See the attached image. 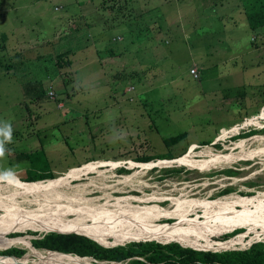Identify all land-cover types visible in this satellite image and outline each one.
Listing matches in <instances>:
<instances>
[{
    "label": "rangeland",
    "instance_id": "obj_1",
    "mask_svg": "<svg viewBox=\"0 0 264 264\" xmlns=\"http://www.w3.org/2000/svg\"><path fill=\"white\" fill-rule=\"evenodd\" d=\"M128 1L116 7L121 6L126 21H131L133 35L125 21L115 27L113 18L98 20L104 13L107 18L115 16L111 0H0V126L9 123L12 127L11 142L5 143V154L0 157V173L11 170L22 182L26 177L54 174L46 182L97 167L71 184L82 186L79 192L86 199L99 198V204H104L111 197L112 203L120 198L155 197L160 200L155 204L170 210L175 209L173 200L211 202L264 192V155L207 170L159 163L175 162L192 152L194 160L203 161L210 155H246L264 148V140L255 139L264 137V28L249 26L244 2L252 0H241L244 12L238 10L239 0H217L213 8L203 1L200 11L198 0H168L174 8L168 6L172 16L168 21L160 20L155 10L162 0ZM184 5L199 13L185 17ZM148 9L152 13H145ZM87 25L99 33H89ZM26 41L28 48L21 58L27 66L24 72V63L6 51L8 45L16 47ZM59 54L67 55L62 68ZM193 70L198 71V79ZM34 96L37 99L32 100ZM177 136L182 139L173 145L171 139ZM241 142H245L243 147ZM163 155L173 159H154L150 162L155 166L148 169L129 168L130 162L141 163L137 161L141 157ZM228 171H234L232 176ZM228 189L231 193H224ZM63 191L72 194L74 190ZM17 202L23 208L36 207L24 198ZM7 214L0 212V221ZM197 214L177 224L207 220L201 217L204 213ZM173 221L162 223L168 226ZM77 232L105 238L118 233ZM246 232L240 228L209 239L226 241ZM13 233L9 238L27 234L33 245L30 236L39 238L47 232ZM162 241L200 252H239L264 242V230L252 231L243 244L219 251L174 242L182 239ZM14 249L27 253L16 246L0 250V256ZM132 260L102 263L129 264Z\"/></svg>",
    "mask_w": 264,
    "mask_h": 264
},
{
    "label": "bare ground",
    "instance_id": "obj_2",
    "mask_svg": "<svg viewBox=\"0 0 264 264\" xmlns=\"http://www.w3.org/2000/svg\"><path fill=\"white\" fill-rule=\"evenodd\" d=\"M255 139L263 141L264 137H255ZM244 144L245 142H241L240 147H243ZM192 153L181 157L175 162H162L164 160H161L159 163H180L192 168L207 170L223 163L233 164L244 158L253 159L257 156H263L264 148L246 155H235L233 153L210 155L208 159L203 161L194 160L191 157ZM111 164L114 167L117 166L113 163L107 165ZM130 164L129 168L131 169L136 167L148 169L155 166V162L149 164L130 162ZM98 169L97 167L88 170L83 169L72 175L67 174L66 177L61 179L57 178L37 183L22 182L16 175H12L7 179H0V212L8 213L0 221V250L5 251L16 246H22L27 250V253L19 260L0 256V264H95L90 258H80L54 251L48 252V250H43L45 252L40 251L28 242L29 240L24 234L9 238V234L19 230H35L43 231V233L52 231L79 233L77 231H84L98 235H109L118 231L129 237L149 235L166 241L173 239H182L187 242L201 240L208 245H211L210 243L213 241L209 239V236H216L214 234L229 233L240 228L249 231L264 230V192H259L252 197L227 196L211 202L188 201L185 199L173 200L175 203V209L173 210L155 204L160 201L155 197L146 199L149 203L148 206L137 205V203H143L146 200L136 197L115 199L113 203L110 201L113 200L111 197L108 202L99 204V198L86 199L79 192L82 186L73 187L71 185ZM63 189L74 191L72 194H67ZM21 198H24L25 203L35 205V209L23 208L22 204L17 202ZM197 212L204 213L201 217L207 219L206 222L189 225L177 224L179 223L177 222L168 226L162 223V220L169 219L186 220L190 216L198 215ZM8 218H11V220L6 221L5 219ZM209 221L215 223H208ZM81 234L91 236L86 233ZM32 258L33 260L30 262L29 259Z\"/></svg>",
    "mask_w": 264,
    "mask_h": 264
},
{
    "label": "trees",
    "instance_id": "obj_3",
    "mask_svg": "<svg viewBox=\"0 0 264 264\" xmlns=\"http://www.w3.org/2000/svg\"><path fill=\"white\" fill-rule=\"evenodd\" d=\"M43 1V0H36ZM115 2V4L111 7L113 11H115V16L119 19L115 20L116 25L123 21L126 22V25L130 29V33L133 35L131 29V21H126L127 15H125L121 6H126L129 4L128 0H111ZM122 3L123 5L116 7V4ZM128 3V4H127ZM245 12L248 18L249 26L252 30H258L264 28V0H252L251 3L248 1L246 4L244 2ZM120 14H123L122 17H119ZM123 20V21H122ZM119 23V24H120ZM142 32V30L140 31ZM131 35V36H132ZM70 53V52H69ZM65 54H59L58 63H60V67L62 68V62L64 61ZM67 64L71 65L72 63L69 61ZM44 89H42L43 91ZM45 91V90H44ZM29 95V94H28ZM46 96V94H45ZM37 99L36 96L32 97V100ZM182 137H175L171 139L172 144H176L178 140H181ZM168 144V139L165 140ZM154 159H173L172 155H163L156 158L152 157H141L137 159V161L141 163H149ZM121 172H127L125 169H121ZM170 172H180L178 169H171ZM234 171H228L227 174L231 175ZM54 174H38L33 177H26L25 182H38L48 179H53ZM232 189H228L224 191V193H231ZM200 221V218H198ZM206 222V221H205ZM173 223H177V221H173ZM171 223V224H173ZM203 223V222H201ZM170 224V223H169ZM192 224V223H191ZM34 232H39L35 230H31ZM233 231V230H232ZM231 231V232H232ZM238 232V231H237ZM27 233V232H26ZM40 233V232H39ZM63 233H71V232H63ZM230 233V232H229ZM252 233V231L246 232L243 236L240 234L238 237L230 238L226 241H212L213 245H208L207 243H203L200 246L191 245L185 241H174L178 242L182 245L193 247V248H202V249H211L215 251H219L222 249H229L236 245H240L244 243L245 238ZM255 233V232H254ZM79 234V235H77ZM87 234V233H86ZM227 233H219L214 234L217 236H221ZM27 234H24L26 236ZM79 233L71 234V235H62L57 233H50L46 235L43 239H37L33 241V246L38 250H48L54 251L63 254H72L81 258H92L96 260L99 264L105 261H116L122 262L128 259H133L129 264H264V242L253 245V247L246 251H226L222 253H214V252H200L194 251L192 249H184L177 243H172L163 245L161 243H166L165 241L158 240V242H145V241H155L149 240V238H130L128 236H124L121 233H116L109 238L100 237L97 235L87 236ZM242 236V237H241ZM261 236V235H260ZM32 238V236H30ZM102 243L106 247H112L116 245H125L131 242H145V243H131L126 246H118L114 248H106L95 242ZM241 237V238H239ZM229 247V248H227ZM25 251L22 250H11L4 252V255H14V256H4L11 258L13 260H19L24 255ZM3 256V255H2ZM137 258H142L145 261H142Z\"/></svg>",
    "mask_w": 264,
    "mask_h": 264
},
{
    "label": "crops",
    "instance_id": "obj_4",
    "mask_svg": "<svg viewBox=\"0 0 264 264\" xmlns=\"http://www.w3.org/2000/svg\"><path fill=\"white\" fill-rule=\"evenodd\" d=\"M202 1V2H201ZM203 1H206V3H208L209 4V6H211V8H213L212 6L214 5V4H216V3H218L217 2V0H198V9H199V11L202 9V3H203ZM149 4V3H148ZM181 4H183V3H180L179 4V6H177L176 7V11H178L179 13L180 12H182L181 10H180V6H181ZM205 4V3H204ZM220 4H223V3H220ZM168 6H170L172 9H174L171 5H170V3H168V0H162V2H161V6L158 8H156L155 10H157V16L159 17V19L160 20H166V21H168V18H170V17H172V16H170V9H168ZM184 7L186 8V10H185V17H191L192 15H194L195 13H199V12H196L197 10L196 9H194V8H189L187 5L185 6L184 5ZM179 8V9H178ZM238 10H241L242 12H244V10H243V7H242V5H241V0H239V5H238ZM237 10V11H238ZM145 13H152V9H148V10H146V12ZM104 14H108V13H104ZM100 15L99 16V19L98 20H102L103 21V18L105 17V21H107V20H109V18H113L112 16H110L109 15V17L107 18L105 15ZM218 17H221V18H226L227 16L226 15H222V14H220V15H218ZM88 19H90V17H85V20H88ZM171 19V18H170ZM123 21V20H122ZM122 23V22H121ZM104 24H105V22H104ZM125 25V24H124ZM103 26V25H102ZM87 28V30H88V32L89 33H91V31H94L95 33H99V31H97V29H96V27H91V26H89V25H87L86 26ZM105 27V26H104ZM105 30V29H104ZM89 33L87 34V36H86V39L88 40V42H90V39H89ZM16 33H13L12 35H15ZM118 37H121V36H118ZM123 37V36H122ZM117 38V37H116ZM116 38H115V40H116ZM117 41V43H118V39L116 40ZM121 41H123V39L121 38V40H119V42H121ZM28 41H26V43H24V44H22V45H17L16 47H14L13 45L11 46V45H8V50L6 51L7 53H8V55L10 54V56L11 57H16V58H18V63L20 62L22 65H23V60L21 59L22 57H23V53L24 52H26V50H27V48H28V43H27ZM95 40L93 39V40H91V44L92 45H94L95 44ZM96 46H97V44H96ZM85 47H87V45L85 46ZM84 47V48H85ZM5 50V49H4ZM89 50H91V49H88V51ZM85 52V51H84ZM25 61V60H24ZM21 65V66H22ZM27 68V66L25 65V63H24V72H25V70H26V68ZM10 69L12 70L13 68H12V65H11V67H10ZM9 69V70H10ZM192 72V71H191ZM39 238H41V237H39ZM38 238V239H39Z\"/></svg>",
    "mask_w": 264,
    "mask_h": 264
},
{
    "label": "clouds",
    "instance_id": "obj_5",
    "mask_svg": "<svg viewBox=\"0 0 264 264\" xmlns=\"http://www.w3.org/2000/svg\"><path fill=\"white\" fill-rule=\"evenodd\" d=\"M121 40V38H120ZM0 157H3L5 154V143L11 142L12 139V127L9 123H3L2 126H0ZM13 175L11 170H7L3 173H0V179H7ZM43 236V235H42ZM93 262L95 264H99L97 261L93 259ZM104 264V263H101Z\"/></svg>",
    "mask_w": 264,
    "mask_h": 264
},
{
    "label": "water",
    "instance_id": "obj_6",
    "mask_svg": "<svg viewBox=\"0 0 264 264\" xmlns=\"http://www.w3.org/2000/svg\"><path fill=\"white\" fill-rule=\"evenodd\" d=\"M49 233H57V234H75V233H63V232H59V231H52V232H48V233H44V235L41 237V238H39V239H43L44 238V236L46 235V234H49ZM77 235H79V234H77ZM82 236H84V235H82ZM87 237V236H86ZM88 238H90V237H88ZM32 239L33 240H37L38 238H36V237H34V236H32ZM90 239H92V238H90ZM92 240H94V239H92ZM95 241V240H94ZM95 242H97V241H95ZM145 242H149V241H145ZM158 242V241H157ZM98 244H100L101 246H103V247H106L105 245H103L102 243H99V242H97ZM160 243V242H159ZM161 244H167V243H161ZM106 248H109V247H106ZM48 252H50V251H48ZM51 252H53V251H51ZM63 254V253H62ZM66 255H72V254H66ZM3 256H6V255H3ZM78 257V256H77ZM17 258V257H16ZM81 258V257H80Z\"/></svg>",
    "mask_w": 264,
    "mask_h": 264
},
{
    "label": "built area",
    "instance_id": "obj_7",
    "mask_svg": "<svg viewBox=\"0 0 264 264\" xmlns=\"http://www.w3.org/2000/svg\"><path fill=\"white\" fill-rule=\"evenodd\" d=\"M119 40H120V38H119ZM198 74H199V73H198L197 70H193V71H192V75H194V78H196V79L199 78V75H198ZM49 95L52 96V93H49Z\"/></svg>",
    "mask_w": 264,
    "mask_h": 264
},
{
    "label": "flooded vegetation",
    "instance_id": "obj_8",
    "mask_svg": "<svg viewBox=\"0 0 264 264\" xmlns=\"http://www.w3.org/2000/svg\"><path fill=\"white\" fill-rule=\"evenodd\" d=\"M209 222H212V221H209ZM118 233H120V232H118ZM125 236V235H124ZM129 237V236H128Z\"/></svg>",
    "mask_w": 264,
    "mask_h": 264
}]
</instances>
